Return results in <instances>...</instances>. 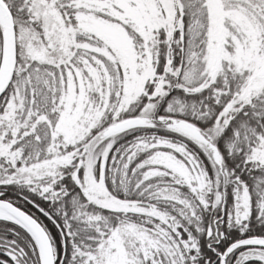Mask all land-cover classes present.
I'll return each instance as SVG.
<instances>
[{"label": "snow or ice", "instance_id": "snow-or-ice-1", "mask_svg": "<svg viewBox=\"0 0 264 264\" xmlns=\"http://www.w3.org/2000/svg\"><path fill=\"white\" fill-rule=\"evenodd\" d=\"M0 264H264V0H0Z\"/></svg>", "mask_w": 264, "mask_h": 264}, {"label": "trees", "instance_id": "trees-1", "mask_svg": "<svg viewBox=\"0 0 264 264\" xmlns=\"http://www.w3.org/2000/svg\"><path fill=\"white\" fill-rule=\"evenodd\" d=\"M47 222V221H46Z\"/></svg>", "mask_w": 264, "mask_h": 264}]
</instances>
